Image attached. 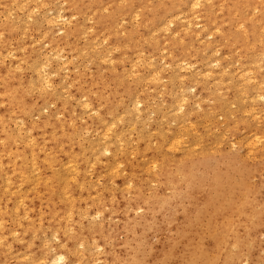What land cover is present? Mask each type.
I'll list each match as a JSON object with an SVG mask.
<instances>
[{"label":"bare ground","instance_id":"bare-ground-1","mask_svg":"<svg viewBox=\"0 0 264 264\" xmlns=\"http://www.w3.org/2000/svg\"><path fill=\"white\" fill-rule=\"evenodd\" d=\"M46 9L56 15L42 17L46 28L21 26L22 17ZM156 10L149 0H0V264H104L107 251L97 249L112 232L90 219L105 211L125 219L135 207L147 213L192 179L199 159L235 141L245 148L239 182L218 171L189 193L178 229L185 237L158 246L147 262L232 264L224 252L249 231L235 190L264 161V0H164ZM86 15L96 17L90 33L80 27ZM62 18L61 35H50ZM27 43L48 48V72ZM222 47L227 60L210 66L209 51ZM81 55L95 67L105 61L109 76L93 81L73 115L52 94L50 75L62 60L74 68ZM111 79V98H93ZM151 89L166 107L147 121ZM49 105L57 118L42 115ZM105 264H138V257L127 248Z\"/></svg>","mask_w":264,"mask_h":264},{"label":"rangeland","instance_id":"rangeland-1","mask_svg":"<svg viewBox=\"0 0 264 264\" xmlns=\"http://www.w3.org/2000/svg\"><path fill=\"white\" fill-rule=\"evenodd\" d=\"M163 1L164 0H149L152 8L157 9L154 12V16L160 13L159 4L163 5ZM49 6L55 7L56 9L59 8V16L65 15L63 12L65 6L62 5V9L60 5H57V2L49 4ZM42 14V16H40L41 14H37L38 16L35 14L33 18L28 19L25 16L22 17L21 26L32 21L34 28H39L40 26L41 28H46V26H44V19H48V16L50 18L56 16L55 9H46ZM106 14V11L99 13V15ZM40 17H43L44 19L42 18V20ZM62 19H60L61 21L58 19L51 23L52 25L49 28L50 35L53 34L55 37L61 35L60 32L62 26L68 22L64 19L63 21ZM94 20H96V17L86 15L85 21L80 24V27H82L87 33H90L92 28L90 29L89 26L93 27ZM72 21H74V19ZM117 23L125 27V30H123L125 33L130 32L128 24L121 23L120 20ZM171 26L170 28H172ZM29 33L30 32H28V34ZM18 34H21V30L18 31ZM17 39H19V37ZM82 39L83 38H81V40ZM81 40L80 43L83 44L84 40ZM207 40H210V38H207ZM37 41L38 39L34 41V44H36ZM27 45L31 46L30 52L39 50L38 63H40L39 65L41 66L44 65L42 67L44 69L46 68L45 71L48 72L49 66L46 65L47 62L45 61L48 57H45L48 48L44 49L42 45L41 47H36L33 44L28 43ZM96 47H101V45ZM160 53L161 52H156L153 54L157 55L158 58ZM227 57L228 51L225 47H222L217 52L209 51L208 53V60L211 62L210 66H213V64L216 63L214 62L216 59H219V61L227 60ZM90 59L91 58L87 55L79 56L76 59L74 68L72 65H68L66 61L64 62V60H62L56 67V70L58 69V74L50 75L52 76L51 78L55 80L56 84L55 90L52 91V94H55V98L58 99L59 103L63 101L68 102L73 115H76V103L79 101L83 102V98L80 96H83L86 89L93 85V81L98 82L97 78L109 76L108 66L105 61L102 63L98 61V64L95 67ZM61 64L67 65L62 66ZM60 66L63 68L60 69ZM181 73L184 74L183 71H181ZM163 77L164 79H167L166 75H163ZM163 82H165V80H163ZM114 89V81L111 79L110 84L102 85L100 87V92H98L97 95H93V98H111ZM122 91L123 89L121 88V91L119 92L121 93ZM147 92L149 95L148 101L150 98V104L148 106V111L145 113V119L149 121V119H155V115L152 113L153 110H160L166 107V99L162 98L158 92L152 89L147 90ZM190 92L194 95L197 94V92L193 90H190L189 93ZM77 97L80 99H76ZM198 99L199 97L196 95L195 100ZM92 106L97 111H103L105 109L103 105H99V100L92 102ZM191 109L195 110V107L192 106ZM49 111H54V114L57 115L55 118L59 116L58 111L52 105L44 107L41 113L42 115H45ZM128 114L130 113L128 112ZM175 114L176 113L173 112L170 115L174 116ZM34 119H36V117H34ZM244 155L245 148L239 143H236L235 141L234 143L225 141L221 144L218 151H215L206 159H199L195 163L192 170V179L187 184L186 182H180L175 190H171V192L167 191L166 194L164 193L165 197L158 201L157 204H153V208L151 207L152 209L150 208L147 213H145L144 208L135 207L133 209H127L131 211H128V217L125 219L121 218L122 214L120 213H118L119 216L116 217L109 215L108 211L102 213L99 218L94 217V219H90L89 222H98L109 233L112 232L104 247L97 249V252L101 253L107 251L104 264L107 263V261L109 262L114 259L115 256L123 258V254L127 248L136 253L138 264H147L150 256L155 254V250L158 246H164L173 237L182 240L185 236L183 233L179 232L178 229L183 225V218L189 209V193L191 194L200 185H207L213 175L218 171L226 170L229 175V181L233 184H237L241 178V161L243 160ZM90 177L91 182H96L93 174L90 175ZM97 180L100 181L101 177H98ZM243 184L244 188L235 190L234 196L237 198L239 204H243L246 207L249 231L244 232V235L240 239V244H237L236 246H234L229 240L232 245H230L228 251L224 252V258L232 264H264V161L257 168L256 174H252L244 179ZM192 227L195 230L200 229L202 223L194 222ZM15 246H18V244H15ZM14 262L13 259L9 261L10 264ZM18 263L22 264V259H19ZM94 264L101 263L97 261Z\"/></svg>","mask_w":264,"mask_h":264}]
</instances>
